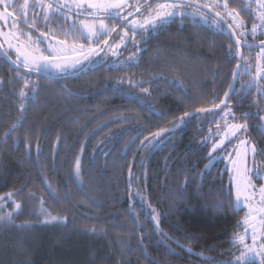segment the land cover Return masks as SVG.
Masks as SVG:
<instances>
[{
  "label": "trees",
  "instance_id": "trees-1",
  "mask_svg": "<svg viewBox=\"0 0 264 264\" xmlns=\"http://www.w3.org/2000/svg\"><path fill=\"white\" fill-rule=\"evenodd\" d=\"M229 5L240 10L245 2L229 0ZM240 14L251 27L248 13ZM230 43L227 35L204 24L177 20L139 38L138 63L130 67L102 63L61 80L41 77L38 98L26 105L22 127L15 133L19 144L3 136L21 116L17 95L7 83L0 87V197L13 193L21 204L13 219L17 225H31L0 226V264H219L233 256L236 248L230 240L243 212L232 209L218 180L199 179L196 160L178 156L171 166L170 160L163 163L168 153L176 156L191 139L196 120L156 138V147L146 140L135 155L145 136L151 139L185 111L211 107L210 102L221 98L235 69L227 53ZM13 75L0 61V77L7 82ZM128 79L133 84L149 81L142 85L150 92L147 104L123 91L143 95ZM25 138L32 146L30 159ZM187 141L190 148L196 146ZM78 155L87 194L73 176ZM48 184L58 199L49 195ZM137 190L143 199L135 195ZM149 203L164 233L154 231L156 225L147 218ZM132 208L139 214L135 231L130 230ZM45 212L66 216L67 224L52 222ZM92 227L96 234L86 231ZM138 233H144L142 240ZM121 241L127 242L123 251Z\"/></svg>",
  "mask_w": 264,
  "mask_h": 264
},
{
  "label": "snow or ice",
  "instance_id": "snow-or-ice-1",
  "mask_svg": "<svg viewBox=\"0 0 264 264\" xmlns=\"http://www.w3.org/2000/svg\"><path fill=\"white\" fill-rule=\"evenodd\" d=\"M241 11L248 13L252 19L251 28H248L244 17L240 14ZM72 15L77 19L73 20ZM177 20L181 24L185 21L193 24L202 23L218 33L227 35L233 41L227 45L228 56L235 61L233 82L239 76L247 74L249 81L246 85H242L240 91L246 93L249 89H255L264 100V83H262L264 82V39L254 43L248 41L249 35L253 38L257 35L264 37V0H247L240 10L230 7L229 0H23L22 3L19 0H0V61L7 63L14 73L12 79L7 82L0 77V87L5 83L12 86L21 113L16 122L3 133L5 139L12 137L16 143L21 142V138L15 133L22 127L21 119L26 105L38 98L39 78L63 79L66 75L84 71L85 62L97 63L94 58L100 56V53L111 52L113 56L119 58L117 50L123 46L125 51H128L129 44L135 49L128 57L129 64L138 63L137 53L140 49L137 36L144 39L146 35L157 33ZM41 25L44 30H41ZM118 28L119 32H117ZM33 32L38 35H33ZM113 33H116V37L110 44L109 40L113 38ZM79 41L88 43H79ZM243 47H247L249 52L258 48V52L255 57H251L244 54ZM250 59L255 60L254 65L249 63ZM27 73L36 76L37 80H32ZM126 82L130 86L139 88L143 95L137 96L134 92H130V89L123 91L129 92L136 102L147 104L145 97L150 95V92L142 85L149 81L133 84V81L128 79ZM172 82L183 88L178 80ZM123 83L125 81L117 82L118 85ZM17 85H22L18 91H16ZM233 91L235 90L230 83L228 91L223 93L222 98H218V102L216 100L210 102L211 107L195 108L192 112L185 111L177 118L178 122L174 123L171 129H160L151 134V139L145 136L144 140H147L152 147H156L153 141L163 133L169 131L174 133L181 126L189 125L192 120L202 119L200 114L211 115L212 123L216 125V132L212 134L209 130V136L202 141L205 145H211L205 168H209L221 158L228 162L231 173L228 199L234 211L243 212V218L237 225L238 230L230 240L239 254L235 255L234 259L219 264H264V149H258L257 145L246 136L247 124L239 122L247 114L236 117L233 113L230 107V93ZM149 107L155 110L154 106L149 105ZM216 117L224 121L223 126ZM260 131L264 132V127ZM135 139L132 138L133 141ZM23 143L26 157L30 159L32 146L27 143L26 138ZM140 143L143 144L144 141ZM36 151L39 156L38 146ZM249 157L251 167H249ZM81 173V159L78 155L73 166V176L83 189ZM256 179L262 182L257 185ZM132 182V172L129 169V188ZM48 188L49 195L53 199H58L57 190L51 184H48ZM83 190L87 194V190ZM135 195L143 199L139 190ZM90 199L98 204L95 197ZM9 201L14 205V209L12 212L0 213V226L30 227L29 224L17 225L13 219L14 214H18L21 210V204L15 201L13 193L9 192L0 197V208L6 207ZM148 208L147 218L156 225L154 231L159 232V214L150 203ZM44 214L49 216L52 222L67 224L66 216H54L46 212ZM130 215L132 218L130 230L135 231L139 224V214L135 208H132ZM86 231L97 233L95 227ZM99 231L104 234L105 230ZM143 236L144 233H138L140 240ZM187 238L197 239V237ZM120 243L123 251L127 247V242ZM169 251L172 253L171 249ZM209 264H217V262L209 260Z\"/></svg>",
  "mask_w": 264,
  "mask_h": 264
},
{
  "label": "flooded vegetation",
  "instance_id": "flooded-vegetation-1",
  "mask_svg": "<svg viewBox=\"0 0 264 264\" xmlns=\"http://www.w3.org/2000/svg\"><path fill=\"white\" fill-rule=\"evenodd\" d=\"M242 1H244L245 4L247 3V0H242ZM19 2L22 3L23 0H19ZM53 26L55 27V25ZM248 28H251V27H248ZM117 30L118 32L120 31L119 28ZM33 34L38 35V33H35V32H33ZM114 36H116V33H114L113 37ZM139 38L140 37L137 36V40H139ZM260 39H264V37L257 35L255 38H253L251 35L248 36V41L250 43H254ZM231 42L233 43L232 40ZM129 46H131V44H129ZM242 51L244 52L245 55H250L251 57H255L258 52V49H256L255 51L249 52V50L246 47H243ZM251 61L252 59L249 60V63ZM254 61L255 60H253L252 62ZM247 80L249 81L247 74H244L238 77L237 82L234 87L235 91H233L230 94V97H231L230 107L236 117H241L242 114H247L239 122L247 124L248 130H247L246 136L257 145L258 149H264V132L260 131V129L264 127V100L261 99L260 95L255 91V89H249L246 93L240 91L242 88V85L247 84L246 82ZM227 90H228V87L226 91ZM237 92H239L240 94L237 95L236 94ZM202 117H203L202 119H196L195 124L197 125V128H195L194 132L190 133V136H192L191 139L194 140V143L196 144V146L190 148L189 144H187L188 143L187 140H191V139L188 138L187 140L183 142L184 145L182 144V149L178 151L177 155L172 156L171 153H168L163 163L164 165H166L167 160H170L169 165L171 166L177 160L178 156H181L183 161L189 160L188 162H191L190 159L196 160L197 170L195 169L196 170L195 173L199 175V179L201 180L204 176V178H211L212 181L218 180L219 183L224 187L225 193L228 198L230 195V189H231V184H230L231 173H230V166L228 162L224 160L223 158H221V159L216 160L212 164V166H210L209 168H205V165L208 164V152H209L211 145L210 144L205 145L202 143V141L206 137L209 136L210 134L209 130H211L212 134L216 132V125L212 123V117L210 114L207 117H204V116ZM216 119L219 121L220 125L223 126L224 121L220 120L219 117H216ZM229 119H231V117H229ZM171 128H168V129H171ZM235 142H236L235 138H233V143ZM228 147H231V145H228ZM138 148L135 152V155L137 154V152L140 150L141 147L139 149ZM190 151L194 152V154H190ZM259 159L260 158H258V161ZM251 166H252L251 158L249 157V167ZM260 182L262 181L259 179L255 180V183L257 185H259Z\"/></svg>",
  "mask_w": 264,
  "mask_h": 264
},
{
  "label": "rangeland",
  "instance_id": "rangeland-1",
  "mask_svg": "<svg viewBox=\"0 0 264 264\" xmlns=\"http://www.w3.org/2000/svg\"><path fill=\"white\" fill-rule=\"evenodd\" d=\"M139 15V14H138ZM72 19L75 20L77 19V17L75 15H72ZM80 19H83V17H80ZM118 32V30H117ZM34 35V34H33ZM114 35V33H113ZM116 36H114L113 38H111L109 40V43L111 44L113 42V39H115ZM139 41V40H138ZM118 42V41H117ZM79 43H84V44H87L88 42L87 41H79ZM95 47V45H93ZM101 47H104L103 45H101ZM138 47L139 49L141 50V46L138 44ZM128 51H125V48L122 46L120 47L117 52H118V56L119 58H117V56H113L111 52H108L107 54L105 53H100V56H96L94 59L95 61H97L98 63H93V64H87V62H85L86 64V67L90 66V65H98V64H102V63H105L107 64L108 66H112V67H130L132 66L133 64L135 63H132V64H129V61H128V57L132 55V52L135 51V49L132 47V46H129L128 45ZM138 54L139 52L137 53V58H138ZM101 57H103V60H101ZM253 61V60H252ZM250 62L251 64H255V61L254 62ZM85 67V68H86ZM76 73H73V74H69V75H66L65 77L67 76H72ZM249 78V76H248ZM248 82V80L246 81ZM261 183V182H260ZM11 207V208H10ZM14 209V205L11 203V201L7 202L6 204V207L4 208H0V213H3V212H12ZM243 218V217H242ZM242 231V229L240 230ZM250 242V241H249ZM239 253L235 252V254L233 256H231L230 258H228L227 260H230V259H234V256L235 255H238Z\"/></svg>",
  "mask_w": 264,
  "mask_h": 264
},
{
  "label": "water",
  "instance_id": "water-1",
  "mask_svg": "<svg viewBox=\"0 0 264 264\" xmlns=\"http://www.w3.org/2000/svg\"><path fill=\"white\" fill-rule=\"evenodd\" d=\"M247 48V47H246ZM258 49V48H257ZM87 68V67H86ZM85 68V69H86ZM83 71H81V72H79L78 74H80V73H82ZM75 75V74H74ZM74 75H72V76H74ZM68 77H71V76H67V77H65V78H68ZM50 79H53V78H50ZM64 79V78H63ZM238 79V78H237ZM53 80H61V79H53ZM236 82H237V80L235 81V82H233V80L231 81V84L233 85V88L235 87V84H236ZM228 91V90H227ZM232 93V92H231ZM230 93V94H231ZM164 134V133H163ZM144 142L146 141V140H143ZM141 143H140V145H139V148L141 147ZM138 148V149H139ZM159 229L163 232V230L160 228V226H159ZM164 233V232H163ZM175 242V241H174Z\"/></svg>",
  "mask_w": 264,
  "mask_h": 264
}]
</instances>
